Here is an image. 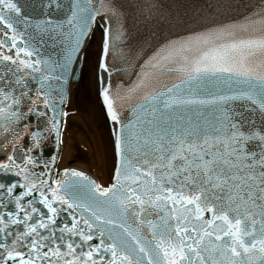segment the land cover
I'll list each match as a JSON object with an SVG mask.
<instances>
[{
    "label": "snow or ice",
    "instance_id": "6c2138e0",
    "mask_svg": "<svg viewBox=\"0 0 264 264\" xmlns=\"http://www.w3.org/2000/svg\"><path fill=\"white\" fill-rule=\"evenodd\" d=\"M104 8L103 0L99 8L90 0L74 5L69 20L76 21L74 44L63 62L46 73L36 67L39 59L21 58L33 53L18 44L22 33L14 25L23 21L12 13L19 14L20 7L0 0L4 131L24 116L18 106L25 97L28 113L49 117L51 110L48 127L12 129L14 140L27 132L30 143H12L11 154L0 161V175L17 177L0 181V264H264V143L259 153L249 148L251 140L264 142V134L241 131L226 106L230 100H248L264 110V14L163 45L123 94L110 81L106 40L99 68L108 72L109 81L99 76V95L113 125L114 182L102 187L68 168L53 177L49 165L57 157L43 159L42 141L55 133L59 148L57 116L67 113L50 102L51 86L45 82L67 81L82 38ZM173 72L179 83L156 91L160 77ZM32 73H40L34 97L25 79L37 80ZM208 82L247 88L210 98L179 94L182 86L192 92L193 84ZM137 97L133 118L125 123L118 109ZM59 98L64 101L63 85ZM192 104L218 106L223 113L211 134L173 126L171 116L165 119L164 110ZM64 213L70 222L61 221ZM153 215L155 220L148 219Z\"/></svg>",
    "mask_w": 264,
    "mask_h": 264
},
{
    "label": "bare ground",
    "instance_id": "6f19581e",
    "mask_svg": "<svg viewBox=\"0 0 264 264\" xmlns=\"http://www.w3.org/2000/svg\"><path fill=\"white\" fill-rule=\"evenodd\" d=\"M101 27L102 25L99 21H97L94 29L97 28V32H99ZM93 31L91 32L87 42L91 39ZM99 37L100 44L102 36L99 35ZM76 84L77 83H72L71 89H73ZM96 90L97 95L95 96L97 97V79ZM96 97L94 98V101H96ZM82 101L80 100L82 107L79 105V110L76 115L74 113H67L59 167L71 165L72 167L91 173L98 179L99 182L106 183L110 179L112 167L115 161L113 155V139L109 133L107 135V126L105 124H102V128H100L101 126H98L93 122V109L90 110L89 106L85 105ZM100 117H102V115H100ZM100 119L102 120V118ZM73 120L75 121L74 123L76 124V128L73 129L75 134L72 137V130L70 131L68 127L70 122ZM68 133H71L70 140H67V135H69ZM76 144L79 145L80 148L77 147L78 149H76Z\"/></svg>",
    "mask_w": 264,
    "mask_h": 264
},
{
    "label": "rangeland",
    "instance_id": "374dc122",
    "mask_svg": "<svg viewBox=\"0 0 264 264\" xmlns=\"http://www.w3.org/2000/svg\"><path fill=\"white\" fill-rule=\"evenodd\" d=\"M98 43H99V37L95 38L93 40L92 44L87 49L88 57L86 60V64L84 67V73H83L82 80L80 83V89H79L80 94L78 96H81V97L87 98V99H91V97L93 96V93H94V86L92 84L93 80H92L91 76H92V72H94V69H95V61H96V57H97V53H98V49H99ZM92 59L94 61H92ZM88 76H90V78H87ZM78 96L74 95L73 100L75 102H77ZM94 112L95 111L93 110V114L95 115ZM93 119H94L93 122L95 124H97L100 120L99 114L97 113V117L93 116Z\"/></svg>",
    "mask_w": 264,
    "mask_h": 264
},
{
    "label": "water",
    "instance_id": "95a60500",
    "mask_svg": "<svg viewBox=\"0 0 264 264\" xmlns=\"http://www.w3.org/2000/svg\"><path fill=\"white\" fill-rule=\"evenodd\" d=\"M98 21H99V22H100V24L102 25V21H101L100 19H99Z\"/></svg>",
    "mask_w": 264,
    "mask_h": 264
}]
</instances>
